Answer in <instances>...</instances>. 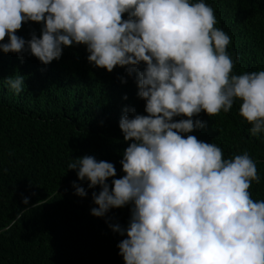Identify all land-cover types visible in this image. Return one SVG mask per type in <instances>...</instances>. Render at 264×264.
I'll return each instance as SVG.
<instances>
[{
    "label": "clouds",
    "instance_id": "clouds-1",
    "mask_svg": "<svg viewBox=\"0 0 264 264\" xmlns=\"http://www.w3.org/2000/svg\"><path fill=\"white\" fill-rule=\"evenodd\" d=\"M28 21L42 23L39 37L16 35ZM216 24L204 0H0V42L7 37L0 51L27 50L47 65L63 47L83 44L94 66L135 72L146 114L126 108L119 120L131 141L120 160L124 175L110 188L113 163L84 155L68 164L88 188L100 187L92 215L131 204L127 227L110 225L126 233L117 245L124 264H264V200L249 192L260 182L254 160L247 152L225 159L217 145L183 135L205 126L193 119L201 111L228 112L236 100L251 134L264 132V70L232 74L231 37ZM6 83L17 94L25 87L21 75Z\"/></svg>",
    "mask_w": 264,
    "mask_h": 264
},
{
    "label": "trees",
    "instance_id": "trees-1",
    "mask_svg": "<svg viewBox=\"0 0 264 264\" xmlns=\"http://www.w3.org/2000/svg\"><path fill=\"white\" fill-rule=\"evenodd\" d=\"M204 2L214 9L216 27L231 37L232 74L264 70V0ZM42 26L25 22L16 35L39 37ZM6 42L7 37L0 43ZM88 55L86 45L74 43L45 65L27 50L0 51V264H124L117 245L126 233L110 225L126 228L131 204L111 208L103 217L92 215L90 209L97 207L92 192L100 187L88 188L68 164L84 155L113 163L116 176L106 181L111 188L112 179L124 175L120 160L131 142L123 139L119 120L126 108L146 114L145 100L137 94L135 72L128 75L126 66L108 72L90 63ZM18 75L25 87L17 94L6 81ZM240 103L215 116L201 111L193 119L205 126L183 135L217 145L225 159L247 152L260 176L249 192L264 200V132L251 134ZM73 182L87 195H76ZM18 213L20 221L3 231Z\"/></svg>",
    "mask_w": 264,
    "mask_h": 264
}]
</instances>
